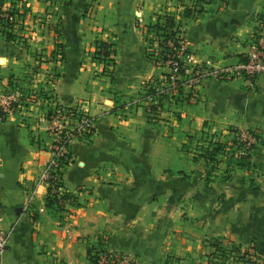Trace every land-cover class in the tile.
Returning a JSON list of instances; mask_svg holds the SVG:
<instances>
[{"label": "crops", "instance_id": "0c3cea01", "mask_svg": "<svg viewBox=\"0 0 264 264\" xmlns=\"http://www.w3.org/2000/svg\"><path fill=\"white\" fill-rule=\"evenodd\" d=\"M62 1L25 2L26 43L0 33V90L17 84L40 97L0 119V228L10 231L2 264H95L90 249L131 253L139 264H164L170 254L192 263L190 255L212 251L206 239L214 237L252 245L264 258V184L255 179L249 187L247 177L255 166L263 172L264 143L250 165L235 166L221 181L214 172L210 182L196 148L182 149L190 134L221 133L228 125L264 130V75L210 77L193 92L184 84L183 97H174L161 77L168 68L147 55L144 34L170 0H72L61 13ZM205 3L191 16H176L193 58L228 64L246 56L264 0ZM96 39L114 43L110 65L94 59ZM58 43L62 59L54 57ZM41 47L40 62L32 50ZM150 77H161V101L148 93ZM51 95L93 115L97 125L91 139L69 145L62 180L73 197L61 208L47 205V185L33 192L52 158L45 111ZM156 103L158 113L148 106ZM226 167L221 161L218 170ZM217 190L231 201L224 213Z\"/></svg>", "mask_w": 264, "mask_h": 264}, {"label": "built area", "instance_id": "2783aa9c", "mask_svg": "<svg viewBox=\"0 0 264 264\" xmlns=\"http://www.w3.org/2000/svg\"><path fill=\"white\" fill-rule=\"evenodd\" d=\"M258 21L260 26L259 29L255 30L250 52L234 63L219 64L216 61L194 59L193 54L188 49L185 37L179 39L178 45L175 47L177 53L166 50V58L158 56L157 53L151 54L153 60H157L156 65L160 63V65H165L168 68L165 77L169 79L162 80L176 92L179 86L184 84L190 85L191 92H193L204 79L210 77L217 79L242 77L252 80L259 75H264V17ZM169 45L174 46V42L170 40ZM154 50L158 51L159 48H154ZM165 91L161 87L157 88L158 95ZM39 100L40 97L37 93L24 91L17 84H14L11 91L0 90V112L10 114ZM49 100L45 111L48 129L53 138L52 158L37 177L36 189L33 192H37L40 185H47L46 195L48 194V187L51 186L52 192L61 196L71 193L63 186L57 185L60 181L59 172L64 169L61 161L63 159L71 160L70 143L76 138L88 139L86 138L87 134H91L92 137L97 125L95 117L80 110L79 107L60 102L54 96ZM245 138L253 139L250 133L242 131L241 139ZM66 200L68 197L65 196L61 203L64 204ZM32 202L33 194L28 197L25 203L26 209L31 206ZM9 237L10 231L0 228V264H2V256L8 249ZM94 254H96L95 264H139L138 258L134 254L123 251L101 249Z\"/></svg>", "mask_w": 264, "mask_h": 264}, {"label": "trees", "instance_id": "16d2710c", "mask_svg": "<svg viewBox=\"0 0 264 264\" xmlns=\"http://www.w3.org/2000/svg\"><path fill=\"white\" fill-rule=\"evenodd\" d=\"M10 5H6L7 0H0V33H2L6 39L12 40V41H18V42H26L27 38L25 34L21 31L22 22H23V11L21 10V7L23 5H19L16 3V0H10ZM25 2L27 0H19ZM69 3L72 0H68ZM203 9V8H202ZM196 11H201V9H198L197 7L193 6H186L184 9V15L185 16H191ZM261 18L264 17L262 13L258 14ZM263 16V17H262ZM21 25V27H19ZM145 36L148 38L149 34H154L159 41L160 49L154 50L150 49V47L147 46V55L150 57L151 54L157 53L158 56H162L166 58L165 51H170L171 53H175L176 49L175 47L178 45L179 39L184 37L183 34V27H182V21L180 19L176 18V15L173 13H165L163 15H158V19L155 22L149 23L144 28ZM174 42V46L169 45V41ZM114 43L101 40L99 39L96 42V49L94 51V57L96 60L100 62H104L105 64H109L111 61L114 62ZM165 53V54H164ZM177 53V52H176ZM157 60L153 61V63L156 65ZM166 74V72H165ZM154 88L150 87L148 90V93H151L150 90ZM156 91H153L154 93H151L153 97H156L158 95L157 89ZM176 94H178L177 98L183 97V85L179 86L177 89ZM160 95V94H159ZM162 95V94H161ZM160 95L159 100H162V96ZM153 108V105L152 107ZM7 113L0 112V119H5L7 117ZM233 132V139L231 141L226 140L222 141L221 139L216 138V132H214L211 137V139L208 141L206 146H197L194 159H198L199 157H203L207 162V169H206V181L210 182L213 180L212 175L214 174V171L212 170V167L215 166L212 161H223L222 158L219 157V155L226 154V158H228L227 167L225 169L226 173H229L230 175L225 176L223 179L230 178L232 175V171L234 170L235 166H248L251 164L254 151L256 148V144L258 141H261L264 143V138L262 136V129L257 127L255 131L248 130L247 132L251 134L253 139L245 138L241 139V129L235 125L230 126L229 128ZM197 135L190 134L189 139L193 140ZM86 138L87 140L91 139V134H87ZM228 142H230V145H228ZM185 146L190 145L189 143H184ZM200 149H199V148ZM202 148V149H201ZM71 154V153H70ZM212 160V161H211ZM67 159H63L61 162L63 163V168L68 164ZM216 164L219 167V164ZM60 181H58V186H63V180H62V173L63 170L60 172ZM68 197L71 199L73 197L72 193H66L61 196H59L56 192H52L51 186L48 187V194L46 195V203L49 206H56L61 208L63 205L61 203V200L64 197ZM90 251V258L95 261L96 260V254ZM171 258L170 255L167 256L166 262H169L168 259ZM178 259V258H176ZM164 263V264H165Z\"/></svg>", "mask_w": 264, "mask_h": 264}, {"label": "rangeland", "instance_id": "374dc122", "mask_svg": "<svg viewBox=\"0 0 264 264\" xmlns=\"http://www.w3.org/2000/svg\"><path fill=\"white\" fill-rule=\"evenodd\" d=\"M57 1L58 0H50L51 3L57 2ZM206 1H208V0H206ZM226 1L227 0H219V5H224ZM10 2H11L10 0H7L6 5H10ZM16 3L19 5H23V7H21V8L27 9V7L23 3V1L16 0ZM68 4H69L68 0H63L60 8L58 9V12L62 13L63 11H65L66 8L68 7ZM189 5L193 6V7H197L198 9H201V10H202V8L206 7L205 0H170V3H167V5L164 6V8L161 11H159L158 15L159 14L163 15L167 12L168 13L170 12V13L175 14L176 16L177 15L181 16L184 13L185 7L189 6ZM89 8H90L89 4H86V9L88 10ZM19 27H21V25H19ZM21 31H22V27H21ZM1 35H3V34H1ZM146 39H147V46L150 47V49H154V48L160 49L158 38L153 33L149 34L148 38L146 37ZM98 40L99 39H96L95 43ZM59 43L57 45H55V47H54L55 48L54 49V54H55L54 57L56 59H62V56H61L62 50L61 49H63L62 48L63 46L61 47ZM44 49H46V48L41 47L39 49L36 48L35 50H32V53L35 54V56L37 57V59L40 60V62L42 59H44L43 58V55H45ZM112 55L114 57V53ZM93 57H94V53H93ZM94 59L96 60L95 57H94ZM150 59L152 61H154L153 60L154 58L151 55H150ZM96 61H98V60H96ZM40 62L37 64V66L40 64ZM110 64H111V61L109 62V65ZM157 65L159 66L160 63H157ZM161 77H162V79H169V78L165 77L164 72H163V76H161ZM161 77H150L146 80L145 85H150L151 83H152V85H155L154 88L152 90H150L151 93H154L153 91H156L155 89H157L158 87L162 88L160 83L157 82L159 79H161ZM146 87L147 86H145L144 88L146 89ZM161 91H163V90H161ZM161 94H164V93H161ZM177 95L178 94H175L174 97H176ZM158 97H160V95L156 96V98H158ZM152 105H153V108H155V110L158 108L155 112V113H158L160 104L159 103L149 104L148 106L151 107ZM255 112L257 113V111H255ZM261 116L263 117V119H261V120L263 123L262 125L264 127V114L262 113ZM155 117H158V116H155ZM228 117L230 119L231 118L233 119L234 116L232 117V116L228 115ZM229 128H230V125H228L223 130V132H221V133L217 130L216 131L207 130L206 133H198L197 136L191 141V143H189L190 145L183 146L182 149L183 150H186V149L189 150V147L195 148V147L200 146V145L206 146L208 141L213 136L212 132H216L215 139L218 138V139H221L222 141H226V140L231 141L233 139V137H232L233 132ZM239 128L241 129V131H248V130L255 131V129H256V127L248 128L245 126H239ZM262 136L264 138V130L263 129H262ZM82 139L87 140L85 138H82ZM228 145H230V142H228ZM256 145L262 146L261 141H258V143ZM225 156H226V154L219 155V157L223 159V162L228 161V158H226ZM219 162L220 161H215V162L212 161V163L215 166L212 167L211 171H214L215 175H217L216 179L218 181H221L225 176H228L230 174L226 173L225 171H221L220 169L218 170V168H219L218 166L216 169V164H218ZM261 170L262 169H258L256 166L249 169V174L247 175V177H249V187L256 186L258 183L257 181H259L260 185L264 184V170H263V172H261ZM258 172H259V174H258ZM258 176L261 178H259ZM256 177H258V178H256ZM255 179H259V180L256 181ZM238 198H239L238 196H234L232 201H236V200H238ZM216 202H217L218 206L219 205L221 206L220 210L224 213L225 207H226L225 205H227V206L230 205L231 201H229L228 198L226 197V193L221 192V190H217ZM206 240L212 244V246H213L212 251L211 252H207V251L203 252V250H204L203 249L202 252L200 254L198 253L195 257H192V255H190L189 260L194 261L192 263L197 264L198 260H199L200 261L199 264H264V260H262L263 257L261 259H258L259 255H258L256 249L252 245L246 246V245H243V244H241L237 241H234L232 239H224V238L220 239V238H216V237L211 238V239H206ZM170 256H171V258L168 259L169 262H166L165 264H192L189 261H184L185 257H178V256H175L172 254H170ZM176 258H178V259H176Z\"/></svg>", "mask_w": 264, "mask_h": 264}]
</instances>
